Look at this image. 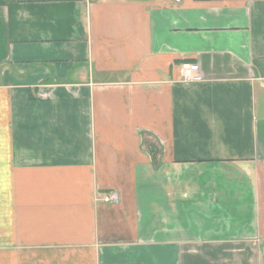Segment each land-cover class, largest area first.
<instances>
[{
    "label": "crops",
    "instance_id": "1",
    "mask_svg": "<svg viewBox=\"0 0 264 264\" xmlns=\"http://www.w3.org/2000/svg\"><path fill=\"white\" fill-rule=\"evenodd\" d=\"M263 180L264 0H0V264H264Z\"/></svg>",
    "mask_w": 264,
    "mask_h": 264
},
{
    "label": "built area",
    "instance_id": "2",
    "mask_svg": "<svg viewBox=\"0 0 264 264\" xmlns=\"http://www.w3.org/2000/svg\"><path fill=\"white\" fill-rule=\"evenodd\" d=\"M179 77L183 83L201 81L198 64L182 63L179 68ZM101 201L105 204L116 205L119 203V195L115 191L108 192Z\"/></svg>",
    "mask_w": 264,
    "mask_h": 264
},
{
    "label": "rangeland",
    "instance_id": "3",
    "mask_svg": "<svg viewBox=\"0 0 264 264\" xmlns=\"http://www.w3.org/2000/svg\"><path fill=\"white\" fill-rule=\"evenodd\" d=\"M264 184V180H263ZM258 230H259V238L258 240H261L264 242V200L262 202L261 210L259 212V221H258ZM255 245V244H253Z\"/></svg>",
    "mask_w": 264,
    "mask_h": 264
}]
</instances>
